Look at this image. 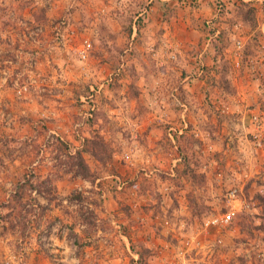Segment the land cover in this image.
<instances>
[{
	"label": "rangeland",
	"instance_id": "374dc122",
	"mask_svg": "<svg viewBox=\"0 0 264 264\" xmlns=\"http://www.w3.org/2000/svg\"><path fill=\"white\" fill-rule=\"evenodd\" d=\"M219 2L218 45L203 0H0V264H264V0Z\"/></svg>",
	"mask_w": 264,
	"mask_h": 264
},
{
	"label": "trees",
	"instance_id": "16d2710c",
	"mask_svg": "<svg viewBox=\"0 0 264 264\" xmlns=\"http://www.w3.org/2000/svg\"><path fill=\"white\" fill-rule=\"evenodd\" d=\"M37 19H39V18H37ZM220 34H221V33H220ZM220 34H219V35H220ZM219 35H218L216 38L213 39V43H216V44H218V45H219V40H220V38H222V37H220ZM70 157H71V161H70L71 166H70V167L73 168L74 171H75L78 175H80L81 177L93 181L92 172H91V170H90L88 164L86 163V161H85V159H84L82 153H81V152H77V153L74 154V155H70ZM47 182H49V181L47 180ZM26 186H30V185H24V184L20 185V184H19L18 191H17V193L14 195V198L12 199L13 204L9 203V206H10V208H11V211H10V213L8 214L9 217H12V218H18V217H15V212H16V210H17L19 207H21V204H19V203L22 201L23 194L26 192V190H27V191L29 190L28 188H26ZM43 186H44V185H43V183H42L41 188H43ZM30 187H31V186H30ZM45 187H46V189L48 190V186H45ZM31 188H32V187H31ZM41 188H39V189H41ZM43 192H44V190H43ZM48 192H49V190H48L47 192H44V193H45V194H48ZM70 197H71V200H76V201H78V202H84L85 199L87 198V196H84V194H83L82 192H76V193H73ZM15 200H16V203H15ZM14 203H15V204H14ZM18 204H19V206H18ZM90 213L95 214V211L90 210V211H89V214H90ZM17 222H19L18 225H21V224H22L21 221H17ZM90 222H92V221H91V220L89 221V219H87V223L89 224ZM93 223H94V221L92 222V224H93ZM263 224H264V221H263ZM22 226H23V224H22Z\"/></svg>",
	"mask_w": 264,
	"mask_h": 264
},
{
	"label": "built area",
	"instance_id": "2783aa9c",
	"mask_svg": "<svg viewBox=\"0 0 264 264\" xmlns=\"http://www.w3.org/2000/svg\"><path fill=\"white\" fill-rule=\"evenodd\" d=\"M223 6L224 5L221 2L217 4V15H219L223 11ZM237 45L240 48L242 46V42L238 40ZM87 47H89V43ZM82 53L84 54V56H86V50H83ZM253 120L255 125L264 128V122L262 121L260 116L255 115ZM227 196L229 208L226 211L222 212L220 215L212 217L211 219L209 218L206 221L207 226H210L211 224L225 226L230 224L235 219L238 211L236 202L239 200L237 190H232L230 193H228Z\"/></svg>",
	"mask_w": 264,
	"mask_h": 264
},
{
	"label": "crops",
	"instance_id": "0c3cea01",
	"mask_svg": "<svg viewBox=\"0 0 264 264\" xmlns=\"http://www.w3.org/2000/svg\"><path fill=\"white\" fill-rule=\"evenodd\" d=\"M217 1H219V0H203V6H204V13H205V15L207 16V14L209 15V14H212V16H209L210 18H214V19H216L215 20V22L216 23H218L219 25H220V27L218 26L217 27V34L219 35V33L220 32H222V30H229V31H233V35L235 36V34H234V32L236 31V29H239V28H237V26L234 28H229L228 27V25L226 24V23H220L219 22V20L216 18V17H218V15L216 14V8H215V5H216V2ZM226 1V3H225V5H227L228 6V4H231V6L233 7L234 6V4H235V2L237 1V0H225ZM250 1H252V0H250ZM231 6H229V7H227V8H229V9H231L232 7ZM231 7V8H230ZM219 16H221V15H219ZM208 17V18H209ZM215 23V24H216ZM244 28H246V26L244 27ZM247 30H249L248 28H247ZM263 30V29H262ZM257 30H255V31H253V33L251 34L250 33V37H254V34H255V32H256ZM193 32V31H192ZM192 32L190 33V35L192 34ZM193 35H194V32H193ZM206 43H207V41L205 42V46H206ZM206 55H205V57H204V59H205V61L204 62H207V64L208 65H213V62H212V60H211V57L209 58V55H207L208 53L206 52L205 53ZM190 60H189V65H188V69H189V67H191V65H192V61L194 60V58H189ZM201 62H202V60H201ZM0 86H2V84H0ZM186 87H187V85H185ZM7 92V89H0V93H6ZM9 93H10V91H9ZM243 93V92H242Z\"/></svg>",
	"mask_w": 264,
	"mask_h": 264
}]
</instances>
